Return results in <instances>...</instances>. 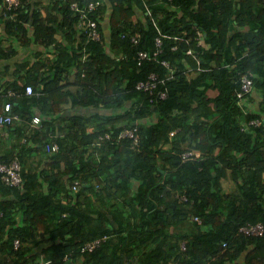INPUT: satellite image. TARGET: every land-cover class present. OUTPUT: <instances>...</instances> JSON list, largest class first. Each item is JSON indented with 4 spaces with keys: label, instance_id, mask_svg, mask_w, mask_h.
<instances>
[{
    "label": "trees",
    "instance_id": "obj_1",
    "mask_svg": "<svg viewBox=\"0 0 264 264\" xmlns=\"http://www.w3.org/2000/svg\"><path fill=\"white\" fill-rule=\"evenodd\" d=\"M74 1L84 3L22 0L1 31L0 69L9 76L0 112L10 100L19 118L0 127L19 141L0 162L18 157L23 180L9 185L0 172V240L13 254L0 264H37L41 254L51 264H264V235L240 231L264 224V0H102L89 12L99 40L78 28ZM17 44L35 58L16 61L13 73ZM140 51L150 57L140 60ZM248 70L253 88L239 98ZM151 73L150 93L137 84ZM133 127L135 147L119 137ZM38 151L56 171L26 169ZM186 151L200 156L185 159ZM230 180L235 189L225 192Z\"/></svg>",
    "mask_w": 264,
    "mask_h": 264
},
{
    "label": "built area",
    "instance_id": "obj_2",
    "mask_svg": "<svg viewBox=\"0 0 264 264\" xmlns=\"http://www.w3.org/2000/svg\"><path fill=\"white\" fill-rule=\"evenodd\" d=\"M102 3V0H84L83 4H80V1H74L72 3V9L79 13V21L77 23V26L80 30H82L85 35L88 36V38L99 40L101 38V33L98 29L99 27V21L97 18L89 17V12L96 10L97 7ZM26 5L23 4L22 0H0V38L3 39V33H1L2 29H4L5 24L7 21H14L16 18L17 12L22 7H25ZM147 14L151 15L150 9L147 7ZM158 30L160 32V35L156 37V44L159 46V51H161L162 46V36H166V34H162L161 30L158 27ZM2 35V37H1ZM201 36L202 32L200 30H197V36L196 39L198 40V43L203 45L201 42ZM133 41L136 42V37H133ZM9 43L4 40L3 46L8 49ZM176 46L173 47L175 49ZM158 52V51H157ZM156 52V53H157ZM188 53L193 54V49H189ZM149 53L146 51H140L139 52V59H145L148 58ZM163 63L167 66H169V62L163 61ZM199 68L200 63L198 61ZM188 74V73H187ZM156 74L151 73L149 78L147 80H143L138 82L137 87L139 89H143L145 91L152 92L153 88L156 87ZM253 73L250 72V70L244 72L241 74L240 77V85L241 88L237 92V95L239 98H242L245 93H248L253 88ZM5 90V89H4ZM27 93H33V89L31 86H27ZM15 91L9 90L7 95H14ZM158 95L162 98L166 96L165 91H160ZM153 98H151V101ZM13 106L10 100L5 101L4 107L2 108V111L0 112V126H6L12 124L15 120H17L19 117L16 113L12 112ZM41 122V117L39 115H35L32 119L31 126L35 127ZM262 123V120L260 118H254L250 120V124L252 125H260ZM137 127L129 128L124 131H122L119 135L120 138H127L130 137L133 139V147H135L139 142V135L136 132ZM110 133L106 132L103 135H100L99 138H109ZM59 149V145L55 142L49 143L46 145V150L48 152H56ZM199 157L200 152L199 151H186L183 153V158L188 157ZM22 165L18 157H14L10 162H0V172L2 173L1 178L2 181L9 184V185H22ZM79 183V180L76 179L74 182V185L76 186ZM240 231L246 235L249 236H262L264 235V224L262 222H256V223H247L245 225H242L240 227ZM105 238V237H104ZM103 237L96 238L93 241H90L88 243H85V246L83 247L84 250H93L97 246L101 244V242L104 240ZM20 245V240L17 238L14 240V246L17 248ZM182 248H185V244L182 245ZM48 262H43L41 264H47Z\"/></svg>",
    "mask_w": 264,
    "mask_h": 264
},
{
    "label": "crops",
    "instance_id": "obj_3",
    "mask_svg": "<svg viewBox=\"0 0 264 264\" xmlns=\"http://www.w3.org/2000/svg\"><path fill=\"white\" fill-rule=\"evenodd\" d=\"M244 34H245V38L250 39L252 37V35H253V32L250 29H246ZM201 42H202L203 45L206 44L205 40H204V38L202 36H201ZM17 46H18L17 49H19L20 51H19V54H18V58L15 59L14 62L12 63V65H11V71L13 73H16L15 72V70H16V66H15L16 61L19 62V61H22L24 59L28 60V58H30V56H32L31 54H29L30 50L28 51V50L24 49L23 47H21V45H18V44H17ZM0 71L2 73H5V71H7V70L0 69ZM8 76H9L8 73L4 74V76L1 79L0 86L4 85V82L6 81ZM209 94L210 95H214L215 91L214 90H210ZM17 125L19 126V125H21V123H18ZM18 141H19V137H18L17 132H14L13 130L9 129L8 127H0V154H2V155L3 154H8L9 156L14 154V150L13 149H14V146L18 145ZM59 166L61 168H63L62 164H60ZM37 168L38 169H43L44 168V169H47L49 172H53V171H56L55 169L57 168V166H55V168H54V166L49 162V160L42 159L41 158V154L39 153V151L38 152H31L30 154L27 155L26 169L27 170L28 169L35 170ZM234 189H235V183L232 180H230V182L226 183L224 191L226 192L227 190H234ZM1 196L2 195L0 194V197ZM59 197L63 201H65L67 199V197H66V195L64 193H61L59 195ZM97 201H98V199L96 197H94V196L90 200V202H93V203L97 202ZM82 203H84V199L82 200ZM90 210L91 209H89V211ZM18 216H19V218H21L20 215H18ZM198 230L201 231L200 225H198ZM42 233H43V230L39 229L38 232H37V235H36L37 237L36 238L37 239L41 238V234ZM138 241L139 240L132 241L133 245L136 242H138ZM146 246H147V248H145V245H143L141 250H137L136 251V254L141 256L142 251H146L147 249H149V247H151V244L150 245H146ZM12 258H13V254L8 252V250L4 246H2V241L0 240V261L7 262V261L12 260ZM44 261H47V260L44 258L43 254H41L39 256V258L36 260L37 264H41Z\"/></svg>",
    "mask_w": 264,
    "mask_h": 264
},
{
    "label": "rangeland",
    "instance_id": "obj_4",
    "mask_svg": "<svg viewBox=\"0 0 264 264\" xmlns=\"http://www.w3.org/2000/svg\"><path fill=\"white\" fill-rule=\"evenodd\" d=\"M31 53V50H30V52H29V54ZM27 55V54H26ZM27 57V56H26ZM32 56H30V58H31ZM32 58H35V57H32ZM32 60H34V59H32Z\"/></svg>",
    "mask_w": 264,
    "mask_h": 264
},
{
    "label": "clouds",
    "instance_id": "obj_5",
    "mask_svg": "<svg viewBox=\"0 0 264 264\" xmlns=\"http://www.w3.org/2000/svg\"><path fill=\"white\" fill-rule=\"evenodd\" d=\"M44 262H48V263H49V262H51V261H44ZM48 263H47V264H48Z\"/></svg>",
    "mask_w": 264,
    "mask_h": 264
},
{
    "label": "water",
    "instance_id": "obj_6",
    "mask_svg": "<svg viewBox=\"0 0 264 264\" xmlns=\"http://www.w3.org/2000/svg\"><path fill=\"white\" fill-rule=\"evenodd\" d=\"M48 264H51V262H49Z\"/></svg>",
    "mask_w": 264,
    "mask_h": 264
}]
</instances>
